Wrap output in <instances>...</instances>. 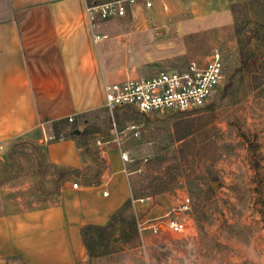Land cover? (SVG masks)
<instances>
[{"label": "rangeland", "instance_id": "1", "mask_svg": "<svg viewBox=\"0 0 264 264\" xmlns=\"http://www.w3.org/2000/svg\"><path fill=\"white\" fill-rule=\"evenodd\" d=\"M248 1L251 4L252 0ZM231 4L230 0H174L166 16L161 10H144L143 19H132L130 13L110 20L116 28L120 25L116 32L124 34L115 38L116 43L120 39L116 59L123 66L137 68L138 75H150L165 64L174 66L193 57L203 61L218 47L225 59L226 78L208 102L213 105V114L196 112L185 117L192 123L191 138L203 139L199 135L206 134L202 144L205 155L212 159L209 169L201 166L187 177L178 176L173 188L150 196L156 199V205L148 218L155 221L167 213L187 216L179 210V204L182 195H189L192 230L173 234L166 227L158 233L147 229L142 237L132 203L139 241L134 240L131 231L126 238L120 232L108 233L104 242L96 244V255H87L85 264H264V40L260 35L254 37L250 47L255 50L256 63L249 72L239 71L238 32ZM261 9L248 8L249 18ZM117 114L120 118L129 116L126 109H115L113 113L101 109L88 117L103 128L111 121L109 135L121 146L126 143L123 149L129 153L128 166L132 170L145 173L143 163L156 156L155 149L160 146L162 151L173 153L183 145L167 136L175 112L149 113L120 126ZM131 124L137 125V130L129 128ZM83 125L78 124V128ZM68 129L70 126H65L60 137ZM151 129L161 131L160 144L155 145L157 140L145 141ZM49 133L54 138L52 129ZM31 150L29 144L20 145L14 151L15 165L3 155L2 159H8L6 173H18L17 178L14 175L0 187L4 203L14 202L22 191L33 201L31 185L15 188L28 179L19 173L16 162L27 169L32 162ZM1 167L4 165L0 162ZM145 215L140 214V218L147 219Z\"/></svg>", "mask_w": 264, "mask_h": 264}, {"label": "crops", "instance_id": "2", "mask_svg": "<svg viewBox=\"0 0 264 264\" xmlns=\"http://www.w3.org/2000/svg\"><path fill=\"white\" fill-rule=\"evenodd\" d=\"M172 1L153 0V8L139 4L127 14L143 19L144 10H161L166 16L171 11L165 12L163 4L171 7ZM89 4H95L94 0H0V158L10 157L14 143L23 140L41 144L50 163L82 170L61 183L59 199L53 202L36 191L31 171L35 156L30 153L28 168L17 170L31 182L27 179L15 188L31 185L33 201L22 191L14 202L4 203L0 193L4 211L0 214V264H85L83 226L107 224L129 200L145 218L155 208L153 197L147 196L150 199L144 202L133 198L131 177L137 171L123 160L124 149L116 138L97 139L104 148L106 167L99 184L85 185L86 164L75 140L69 135L53 139L49 130L53 121L106 110V82L184 68L194 57L138 75L137 68L116 59L120 39L116 43L115 38L124 34L116 32L120 25L116 28L110 20L122 17L97 18L94 32L107 36L96 41L86 9ZM52 173L47 170L41 179L47 188L53 186ZM76 182L78 188L72 186Z\"/></svg>", "mask_w": 264, "mask_h": 264}, {"label": "trees", "instance_id": "3", "mask_svg": "<svg viewBox=\"0 0 264 264\" xmlns=\"http://www.w3.org/2000/svg\"><path fill=\"white\" fill-rule=\"evenodd\" d=\"M106 1L108 0H94V3L97 4ZM230 1H232L231 9L235 18V29L238 32L236 37L239 55L238 70L241 72H249L256 63V53L254 48L250 47V43L257 35H260L264 40V19L261 17L264 16V0H252L251 4H249L248 0ZM254 7H261L262 9L259 12H255L254 14L257 16L250 19L248 8H253L254 10ZM252 24L254 27L248 29L247 26ZM207 104L199 109L180 111L173 114L175 117L168 128L169 132L167 136L174 142H182L183 145L173 153H170L168 150L162 151L161 146L155 149L157 155L151 159L148 158L142 165V169L145 173L137 171L131 177L133 198L137 199L143 196H153L158 193L166 192L174 187L178 176L187 177L193 174L196 168L201 166L209 169L207 165L210 164L212 159L207 158L203 146V140L206 139V134L199 135V137L203 139L198 140L195 137L191 138L193 134L191 129L192 123L185 119V117H190L192 113L194 114L196 112H207L208 114L212 112L213 114L212 103ZM125 109L129 112V116L125 115V117L120 118L117 114V123L119 126L130 118L134 119L138 116L146 115L134 108L127 107ZM117 110L118 109H116V111ZM81 123L84 124L83 127L78 128V124ZM65 126H70V129H68L65 135H69L75 140L80 155L86 164L83 169V184H99L102 180L106 162L102 156L104 148L97 144V139L100 138L102 141H110V139H112L109 135V130L113 129L111 121H108L106 128H103L99 123L91 120L88 117V113H83L75 117L72 123L69 122L68 118L61 121H53V131L55 134L53 139L60 138ZM160 132L159 129H151L149 134L146 135L145 141L157 140L155 145L160 144V141H162V139H159ZM28 144L32 148L31 153L35 156V167H33L31 171L34 173L36 191L40 192L41 195L46 196L51 201L56 202L59 199L61 183L72 178L74 173L78 174L82 170L50 163L46 158L45 149L41 144H33L23 140L16 141L13 148L10 150L9 159L12 165H15L14 161H16V154L14 151H16L20 145ZM122 147H127L126 143H124ZM23 156L28 157L29 154H24ZM7 161V158H0V162L4 165V167L0 168V184L16 174V171L6 173ZM16 164H18L16 168L20 169L19 162H16ZM47 170L53 171L51 176L53 186L50 188L41 184V179L45 177ZM3 212L4 211L0 208V214ZM82 231L87 254L90 257L96 255V244L98 242H104L106 234L108 233L113 234L115 232H120L121 235L126 238L129 235V231H131L132 234H134V240L139 241V234L136 229L132 211V201H127L115 212L107 224L103 226L86 225L83 226Z\"/></svg>", "mask_w": 264, "mask_h": 264}, {"label": "built area", "instance_id": "4", "mask_svg": "<svg viewBox=\"0 0 264 264\" xmlns=\"http://www.w3.org/2000/svg\"><path fill=\"white\" fill-rule=\"evenodd\" d=\"M139 4L145 5L146 8L154 6L153 0H113L87 5V14L93 32L97 18L123 17L129 8ZM163 9L168 12L169 5L164 3ZM93 34L96 41L107 36L96 32ZM225 78V59L220 48L215 47L203 61L193 58L184 68L163 69L151 76L106 82L104 84L106 107L111 113L117 108L126 107L145 114L192 111L204 107L221 87ZM68 119L73 122L75 117L70 116ZM129 128L137 130V125L131 124ZM0 148L2 149V146ZM122 158L129 161L128 151H122ZM72 186L78 188L79 184L76 182ZM149 199L150 197L137 200L144 202ZM179 210L184 214L187 213V216L175 217L167 213L152 221L149 218L141 219L135 207L139 234L143 237L147 229L154 233L162 232L164 227L173 234L188 233L192 230L189 219L192 199L189 195L181 196Z\"/></svg>", "mask_w": 264, "mask_h": 264}]
</instances>
